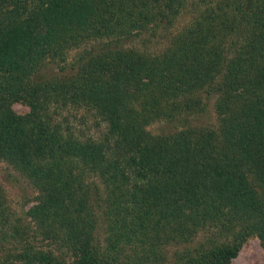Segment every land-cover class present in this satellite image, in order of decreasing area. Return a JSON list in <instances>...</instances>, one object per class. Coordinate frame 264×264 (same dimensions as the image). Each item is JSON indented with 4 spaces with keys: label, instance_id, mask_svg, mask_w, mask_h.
<instances>
[{
    "label": "trees",
    "instance_id": "obj_1",
    "mask_svg": "<svg viewBox=\"0 0 264 264\" xmlns=\"http://www.w3.org/2000/svg\"><path fill=\"white\" fill-rule=\"evenodd\" d=\"M191 4L0 0V162L37 195L29 230L0 184V264H168L164 248L202 233L207 244L172 264L229 263L253 235L264 247V0H198L176 27ZM160 30L155 53L108 50L34 80L91 42ZM207 98L216 128L148 131L202 114ZM67 108L94 112L106 134L76 136L54 117Z\"/></svg>",
    "mask_w": 264,
    "mask_h": 264
},
{
    "label": "rangeland",
    "instance_id": "obj_2",
    "mask_svg": "<svg viewBox=\"0 0 264 264\" xmlns=\"http://www.w3.org/2000/svg\"><path fill=\"white\" fill-rule=\"evenodd\" d=\"M198 0H189L190 8L178 19L176 27L180 28L190 22L196 11ZM198 9V8H197ZM168 40V33L164 31L148 32L131 40L113 43L109 40H97L79 49L73 50L68 55V63L62 70L59 64L46 62L45 65L35 74L34 80L45 82L55 77H67L76 72L77 65L81 58L88 55L116 49H139L147 53H155L162 49ZM215 100L207 98L205 110L202 114L190 116L177 121H159L148 127V131L155 136L173 134L189 126L217 127V118L214 110ZM13 110L18 115H25L30 112V108L23 103H15ZM55 119L71 126L76 136L83 140H98L106 134V123L103 122L94 112L84 109L73 108L64 109L55 113ZM0 184L5 192L6 202L11 217L15 222H20L23 226L33 230L34 225L26 216V212L36 204V192L22 176L16 173L11 166L0 162ZM105 227L100 225L97 230V241L103 243ZM205 233L200 234L193 242L186 245H172L164 248L167 256V263H174L183 254L194 253L202 245H205ZM226 264H264V247L257 235L251 236L242 245L235 259Z\"/></svg>",
    "mask_w": 264,
    "mask_h": 264
}]
</instances>
